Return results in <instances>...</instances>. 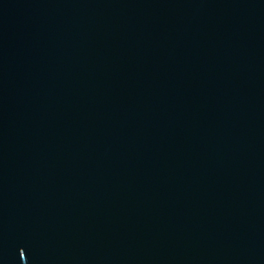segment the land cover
I'll use <instances>...</instances> for the list:
<instances>
[{"label": "water", "instance_id": "obj_1", "mask_svg": "<svg viewBox=\"0 0 264 264\" xmlns=\"http://www.w3.org/2000/svg\"><path fill=\"white\" fill-rule=\"evenodd\" d=\"M0 264H264V0H0Z\"/></svg>", "mask_w": 264, "mask_h": 264}]
</instances>
